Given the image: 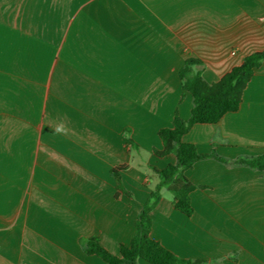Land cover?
<instances>
[{"label":"crops","instance_id":"crops-1","mask_svg":"<svg viewBox=\"0 0 264 264\" xmlns=\"http://www.w3.org/2000/svg\"><path fill=\"white\" fill-rule=\"evenodd\" d=\"M263 48L264 0H0V264H107L79 239L129 244L150 167L175 162L152 153L158 131L191 113L185 60L212 83ZM184 140L229 160L264 154V63L236 112ZM120 165L131 196H115ZM186 176L194 212L164 192L151 237L208 264H264V171L207 158Z\"/></svg>","mask_w":264,"mask_h":264},{"label":"trees","instance_id":"trees-1","mask_svg":"<svg viewBox=\"0 0 264 264\" xmlns=\"http://www.w3.org/2000/svg\"><path fill=\"white\" fill-rule=\"evenodd\" d=\"M264 63V48L245 56L241 64L233 67L218 81L208 83L202 76L201 61L187 58L180 69V79L184 91L192 96V109L189 118L184 119L175 111L171 127L158 131L162 142L161 149H153L158 157L174 155L175 162L162 169L150 167L157 178V184L151 190L148 199L142 204L136 220L135 231L129 244H121L119 254H113L104 248L96 235L79 239L87 255H95L107 264H138L144 260L149 264H208L206 259H191L177 256L150 235L152 227L151 212L160 202L164 192L170 194L175 210L190 216L194 212L190 194L200 186L193 184L186 176V171L203 159L211 158L227 165H244L264 171V154L229 160L216 154L200 153L196 145L184 140V136L196 124H216L229 112H236L242 102L244 90L256 69ZM129 133V131H127ZM129 147L138 150L136 143L129 138ZM127 165L111 169L116 182V197L121 194L131 196L121 179V171Z\"/></svg>","mask_w":264,"mask_h":264}]
</instances>
